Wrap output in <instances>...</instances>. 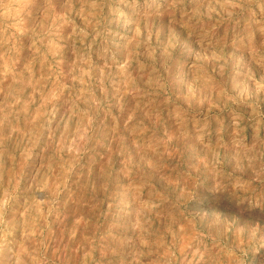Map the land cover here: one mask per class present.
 I'll list each match as a JSON object with an SVG mask.
<instances>
[{
    "label": "rangeland",
    "instance_id": "obj_1",
    "mask_svg": "<svg viewBox=\"0 0 264 264\" xmlns=\"http://www.w3.org/2000/svg\"><path fill=\"white\" fill-rule=\"evenodd\" d=\"M5 200L0 264H264V0H0Z\"/></svg>",
    "mask_w": 264,
    "mask_h": 264
},
{
    "label": "clouds",
    "instance_id": "obj_2",
    "mask_svg": "<svg viewBox=\"0 0 264 264\" xmlns=\"http://www.w3.org/2000/svg\"><path fill=\"white\" fill-rule=\"evenodd\" d=\"M8 201L5 200L2 204H0V215H2L4 207L7 205ZM0 247H2V244H0ZM255 253H259V248L255 249Z\"/></svg>",
    "mask_w": 264,
    "mask_h": 264
}]
</instances>
